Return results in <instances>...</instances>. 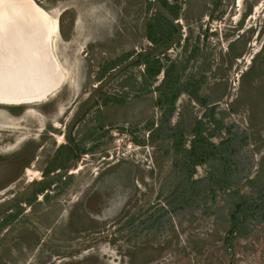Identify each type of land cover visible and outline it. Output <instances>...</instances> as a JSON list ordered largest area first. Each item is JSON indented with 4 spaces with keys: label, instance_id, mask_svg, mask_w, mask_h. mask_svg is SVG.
Returning <instances> with one entry per match:
<instances>
[{
    "label": "rangeland",
    "instance_id": "rangeland-1",
    "mask_svg": "<svg viewBox=\"0 0 264 264\" xmlns=\"http://www.w3.org/2000/svg\"><path fill=\"white\" fill-rule=\"evenodd\" d=\"M33 2L61 77L0 103V264H264V226L231 235L224 191L188 182L221 143L240 191L264 180V0Z\"/></svg>",
    "mask_w": 264,
    "mask_h": 264
},
{
    "label": "bare ground",
    "instance_id": "bare-ground-1",
    "mask_svg": "<svg viewBox=\"0 0 264 264\" xmlns=\"http://www.w3.org/2000/svg\"><path fill=\"white\" fill-rule=\"evenodd\" d=\"M55 29V21L32 0H0V103L45 99L59 81L49 44Z\"/></svg>",
    "mask_w": 264,
    "mask_h": 264
},
{
    "label": "trees",
    "instance_id": "trees-1",
    "mask_svg": "<svg viewBox=\"0 0 264 264\" xmlns=\"http://www.w3.org/2000/svg\"><path fill=\"white\" fill-rule=\"evenodd\" d=\"M161 69L157 71L160 72ZM210 140H206L202 136V130L194 132V137L191 140V147L184 149V158L182 161L189 159L191 161V169L188 172L189 178L192 177L194 171V165L202 163V160H198L199 156L205 155L213 146ZM206 146V147H205ZM219 148V146H218ZM225 150V144H220V156L217 158L211 157V160L217 159L220 167L216 168V171H209L206 176L198 179H191L188 182L199 184L201 182L205 183L206 191L213 192L215 190L224 191L226 201H228V233L231 235L239 236L242 231L246 230L248 225L252 222H259L264 226V180L260 183L256 191L251 193H245L238 189L237 183L239 180L244 179L247 184H253V178H249L247 174L237 175L234 170H232L230 161V154H227ZM40 190H36L39 192Z\"/></svg>",
    "mask_w": 264,
    "mask_h": 264
},
{
    "label": "flooded vegetation",
    "instance_id": "flooded-vegetation-1",
    "mask_svg": "<svg viewBox=\"0 0 264 264\" xmlns=\"http://www.w3.org/2000/svg\"><path fill=\"white\" fill-rule=\"evenodd\" d=\"M33 1V0H32Z\"/></svg>",
    "mask_w": 264,
    "mask_h": 264
}]
</instances>
